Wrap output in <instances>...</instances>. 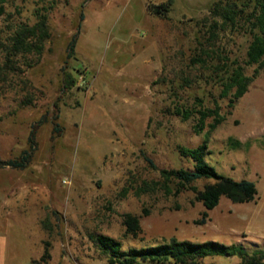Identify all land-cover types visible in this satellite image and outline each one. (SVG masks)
I'll return each mask as SVG.
<instances>
[{
	"label": "rangeland",
	"instance_id": "1",
	"mask_svg": "<svg viewBox=\"0 0 264 264\" xmlns=\"http://www.w3.org/2000/svg\"><path fill=\"white\" fill-rule=\"evenodd\" d=\"M168 1L6 0L0 17V158L31 153L23 170L0 168L6 264L39 260L44 242L50 264H108L92 239L98 234L124 248L175 237L240 243L250 254L264 253V70L232 108L219 100L225 116L220 125L194 133L193 119L182 121L175 109L195 98L212 104L220 93L206 81L208 72L189 64L200 22L217 0H171L165 17L147 10ZM39 15H46L48 27L40 55L33 45L8 55L7 38L35 25ZM72 40L74 54L67 59ZM217 46L242 59L248 39L227 33ZM182 77L193 80L190 88ZM201 145L218 174L254 182L257 196L242 204L222 197L200 226L194 220L204 207L192 190L176 195L175 183L170 194L138 190L158 181L162 169L191 167L179 148ZM210 182L193 186L202 190ZM127 214L139 217L137 239L125 235ZM200 264L240 260L214 256Z\"/></svg>",
	"mask_w": 264,
	"mask_h": 264
},
{
	"label": "trees",
	"instance_id": "2",
	"mask_svg": "<svg viewBox=\"0 0 264 264\" xmlns=\"http://www.w3.org/2000/svg\"><path fill=\"white\" fill-rule=\"evenodd\" d=\"M6 0H0V17L6 13ZM172 1L158 5H148L147 10L160 17H165L170 11ZM201 30L198 37L197 48L190 57V66L208 72L206 81L213 82L220 89L218 98L212 97V104H205L202 98H195L196 103L176 107V115L182 121L193 119V131L200 134L207 128L215 129L225 119L220 113L219 100H228L229 108L247 91L249 85L264 70V0H217L212 4L209 16L200 22ZM242 35L248 39L246 53L241 59L232 56L231 52L219 50L217 42L222 35ZM48 38L46 15H39L32 27L23 26L7 38L5 52L15 55L20 51L30 50L33 45L36 53L40 55L43 41ZM28 39H36L34 44H29ZM75 41L68 44L67 59L74 54ZM10 51V53H9ZM7 66V64H5ZM6 69L8 67H5ZM252 73L248 74L247 70ZM205 75V74H204ZM183 86L190 88L193 80L182 77ZM28 104V102H24ZM42 120L33 124L30 132L32 143L35 128ZM55 131H58L57 127ZM231 144L240 146L239 142ZM182 157L188 159L192 166L180 169H162L159 171L158 181L144 182L139 187V192L147 193L164 191L166 194L173 192L171 187L175 183L174 193L180 194L185 190H192L195 200L200 202L204 211L200 218L194 220L196 225H205L209 221L208 211L213 210L219 204L222 197L233 203L242 204L255 200L257 188L254 182L241 179L233 180L224 177L205 160V145L196 148H179ZM31 153L28 150L15 159L3 160L0 158V168L23 170L30 162ZM210 180L202 190H198L193 184L198 180ZM125 235L137 239L141 234L139 217L127 214L124 219ZM103 254L107 256L108 264H200L206 257H238L240 264H264V253H248L243 245L222 244L215 241L190 242L178 240L175 237L161 243H155L142 247H126L122 243L107 235L98 234L92 237ZM49 243L44 242V248L39 260L29 264H50L51 254Z\"/></svg>",
	"mask_w": 264,
	"mask_h": 264
},
{
	"label": "crops",
	"instance_id": "3",
	"mask_svg": "<svg viewBox=\"0 0 264 264\" xmlns=\"http://www.w3.org/2000/svg\"><path fill=\"white\" fill-rule=\"evenodd\" d=\"M4 239L0 235V264H6Z\"/></svg>",
	"mask_w": 264,
	"mask_h": 264
}]
</instances>
